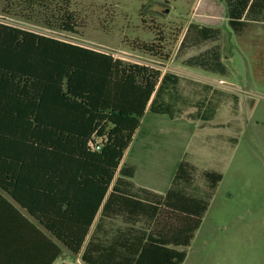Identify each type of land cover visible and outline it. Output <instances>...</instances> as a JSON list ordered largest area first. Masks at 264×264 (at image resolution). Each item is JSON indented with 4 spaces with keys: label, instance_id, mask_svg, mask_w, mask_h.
Instances as JSON below:
<instances>
[{
    "label": "trees",
    "instance_id": "1",
    "mask_svg": "<svg viewBox=\"0 0 264 264\" xmlns=\"http://www.w3.org/2000/svg\"><path fill=\"white\" fill-rule=\"evenodd\" d=\"M16 2L76 33L70 0ZM257 17L264 29V0H229V25L238 36L256 32ZM139 48L156 56L164 50L155 43ZM257 52L264 77V39ZM168 81L178 78L0 22V188L85 264H183L202 225L208 202L179 185L191 183L192 165H178L160 198L133 193L134 169L122 165L146 113L163 110L158 102ZM204 176L211 190L223 179ZM99 215L131 227L100 236ZM142 220L146 229L137 228Z\"/></svg>",
    "mask_w": 264,
    "mask_h": 264
},
{
    "label": "rangeland",
    "instance_id": "2",
    "mask_svg": "<svg viewBox=\"0 0 264 264\" xmlns=\"http://www.w3.org/2000/svg\"><path fill=\"white\" fill-rule=\"evenodd\" d=\"M70 1L76 33L16 0H0V22L175 75L178 82L162 89L163 110L145 115L124 162L135 185L157 198L172 187L178 164L196 166L191 183L179 185L208 209L183 264H264V77L256 70L264 31L238 36L229 0ZM152 43L163 55L139 48ZM205 171L223 175L214 190ZM129 227L110 220L107 235Z\"/></svg>",
    "mask_w": 264,
    "mask_h": 264
},
{
    "label": "crops",
    "instance_id": "3",
    "mask_svg": "<svg viewBox=\"0 0 264 264\" xmlns=\"http://www.w3.org/2000/svg\"><path fill=\"white\" fill-rule=\"evenodd\" d=\"M260 19L259 17L253 19V23L257 25V31L259 29L264 31ZM123 164H126L124 160ZM190 165L196 169V166ZM206 172L216 171H205L203 175ZM134 177L135 170L133 178L129 179L133 193L142 194L143 191L153 193L148 188L137 187L133 180ZM36 194V192H33L34 196ZM36 196H39V193ZM32 207L35 208V204ZM99 218L100 215L97 217L95 225L100 224L99 235L104 236V231H107V223L110 220L104 219L101 221ZM75 263L85 264L81 259V255L75 256L28 208L17 202L9 192L0 188V264Z\"/></svg>",
    "mask_w": 264,
    "mask_h": 264
},
{
    "label": "built area",
    "instance_id": "4",
    "mask_svg": "<svg viewBox=\"0 0 264 264\" xmlns=\"http://www.w3.org/2000/svg\"><path fill=\"white\" fill-rule=\"evenodd\" d=\"M96 148L99 150L100 149V146L98 145Z\"/></svg>",
    "mask_w": 264,
    "mask_h": 264
}]
</instances>
